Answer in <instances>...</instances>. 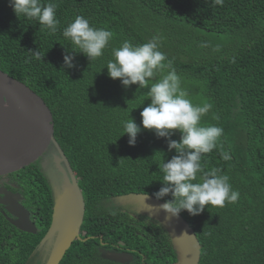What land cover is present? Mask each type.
Here are the masks:
<instances>
[{"label": "trees", "instance_id": "1", "mask_svg": "<svg viewBox=\"0 0 264 264\" xmlns=\"http://www.w3.org/2000/svg\"><path fill=\"white\" fill-rule=\"evenodd\" d=\"M54 2L60 24L52 33L35 19L17 17L9 0H0V70L47 103L55 139L83 194L81 239L60 264H104L94 259L95 248L118 241L132 248L143 246L147 256L156 248L165 264L177 260L158 223L152 220L147 226L148 217L137 221L119 208L104 206L111 198L132 193L156 197L165 186L160 164L177 155L168 148L169 138L143 130L141 117L151 103V83L171 69L158 72L146 87L126 88L112 80L106 68L114 59L112 50L124 41L140 45L154 37L192 102L212 106L202 124L223 128L217 147L202 154L205 170L220 169L240 194L237 202L209 206L198 216L181 213L200 242L199 264H264V0ZM78 15L93 27L113 32L103 56L90 60L63 37V29ZM35 51L42 59L35 58ZM65 55L74 56V67L65 65ZM130 118L142 128L135 146L129 145L122 127ZM170 139L179 141L180 133ZM223 153L230 159L224 160ZM8 177L18 186L15 191L22 195L38 231L18 230L0 205V264L39 263L34 252L52 222L51 183L40 160ZM171 199L169 194L160 200Z\"/></svg>", "mask_w": 264, "mask_h": 264}, {"label": "clouds", "instance_id": "2", "mask_svg": "<svg viewBox=\"0 0 264 264\" xmlns=\"http://www.w3.org/2000/svg\"><path fill=\"white\" fill-rule=\"evenodd\" d=\"M221 2L216 0V3ZM9 5L17 17L35 19L52 33L58 30V4L54 0H9ZM62 34L79 49L78 53L90 60L103 56L114 35L108 29L91 26L90 21L80 15L63 29ZM32 53L37 60L42 59L40 51ZM112 55L114 59L106 66L108 75L112 80H120L126 88L131 85L146 87L158 72L171 69L151 83L148 91L151 103L141 112L143 130L152 131L160 138H169V150L177 153L171 160L160 164L165 186L155 193L157 199L171 194L172 199L160 206L167 217H178L184 211L198 216L209 206L224 207L226 203L237 202L240 194L232 188L229 177L221 174L220 169L205 170L202 164V154L217 147L223 128L202 124L212 106L192 102L182 88L180 76L171 68L167 54L161 50L158 39L154 37L140 45L124 41L119 48L112 50ZM73 59L74 56L65 55V65L74 67ZM122 127L124 135L129 137V145L135 146L142 128L132 118L122 121ZM175 132L180 133L179 141L170 139ZM222 156L224 160L230 159L227 153Z\"/></svg>", "mask_w": 264, "mask_h": 264}, {"label": "water", "instance_id": "3", "mask_svg": "<svg viewBox=\"0 0 264 264\" xmlns=\"http://www.w3.org/2000/svg\"><path fill=\"white\" fill-rule=\"evenodd\" d=\"M52 147L57 152L53 158L61 177L56 185L51 183L52 222L34 252H43V264H60L72 244L81 239L85 202L74 171L55 139V123L49 106L25 83L0 70V178L33 165ZM22 201L20 193L0 188V205L5 209L3 214L7 220L20 231L35 234L37 226ZM118 201L123 208L128 207L162 226L176 253L173 264L200 263L201 245L194 229L181 214L167 217L160 207L165 201L133 193L119 196ZM107 256L121 264L128 259L125 254L113 252Z\"/></svg>", "mask_w": 264, "mask_h": 264}, {"label": "flooded vegetation", "instance_id": "4", "mask_svg": "<svg viewBox=\"0 0 264 264\" xmlns=\"http://www.w3.org/2000/svg\"><path fill=\"white\" fill-rule=\"evenodd\" d=\"M56 153L57 152H54L52 154H56ZM44 159L45 158L41 159L40 163H43ZM49 159L50 160L52 159L51 153H50ZM3 180H5V181L2 182ZM0 188H7L8 190H11V191L17 193V191H15V190L18 189V186L16 184H14L8 176H5V177L0 178ZM118 203H119L118 197H114V198H111V199L105 201L104 206L108 210H113V209H116V207H117V208H119V211L133 216L137 221L140 220V217L147 219L145 216H141L137 212L132 211L131 209H128V207H125L124 209L120 208L119 206H117ZM151 222H152V220L146 221V225L149 226L150 225L149 223H151ZM154 233H157V232H154ZM80 238H81V236H80ZM153 251H155V252H153L147 256L145 253L146 251H145L143 246H142V248L140 246L132 248V247H129L123 241H118L117 243L102 242V245L97 246L95 248L94 259H99L102 261L105 260L104 264H121V263L109 260L107 255L109 253L113 252V253L125 254L128 256L127 257L128 259L125 261V263H122V264H165L161 261V257L158 254V250L156 248H154Z\"/></svg>", "mask_w": 264, "mask_h": 264}, {"label": "rangeland", "instance_id": "5", "mask_svg": "<svg viewBox=\"0 0 264 264\" xmlns=\"http://www.w3.org/2000/svg\"><path fill=\"white\" fill-rule=\"evenodd\" d=\"M52 153H51V155H52V159L51 160L49 159L50 150L45 154V156L43 157L45 159H44L43 163H41V167H42L43 171L48 175L49 182H51L52 184L56 185L58 183V181L60 180L61 174L58 171V169H57V167H56V165L54 163V158H53L54 154H52ZM4 181L5 180H3L2 182H4ZM117 206H119L120 208L124 209L122 206L119 205V203L117 204ZM42 253L43 252H38L36 254L37 256H35V260L37 262H39V263H35V264H40V262H41L40 260H42V262H43V259L45 258V256L43 257Z\"/></svg>", "mask_w": 264, "mask_h": 264}]
</instances>
